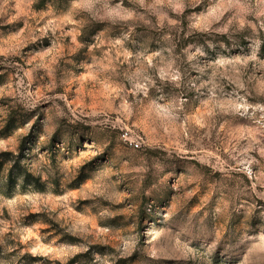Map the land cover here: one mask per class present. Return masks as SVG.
<instances>
[{"label": "rangeland", "instance_id": "rangeland-1", "mask_svg": "<svg viewBox=\"0 0 264 264\" xmlns=\"http://www.w3.org/2000/svg\"><path fill=\"white\" fill-rule=\"evenodd\" d=\"M0 264H264V0H0Z\"/></svg>", "mask_w": 264, "mask_h": 264}, {"label": "trees", "instance_id": "trees-1", "mask_svg": "<svg viewBox=\"0 0 264 264\" xmlns=\"http://www.w3.org/2000/svg\"><path fill=\"white\" fill-rule=\"evenodd\" d=\"M29 175H27L28 177ZM15 176L12 175V170H10V172L8 173V177H7V182H6V193H9L12 188L14 187V183H15ZM34 187L37 188L38 190H43L44 187L41 183H39L38 181H34Z\"/></svg>", "mask_w": 264, "mask_h": 264}, {"label": "built area", "instance_id": "built-area-1", "mask_svg": "<svg viewBox=\"0 0 264 264\" xmlns=\"http://www.w3.org/2000/svg\"><path fill=\"white\" fill-rule=\"evenodd\" d=\"M130 144L134 145L135 147H138L139 146L138 142L135 141V140H131L130 141Z\"/></svg>", "mask_w": 264, "mask_h": 264}]
</instances>
